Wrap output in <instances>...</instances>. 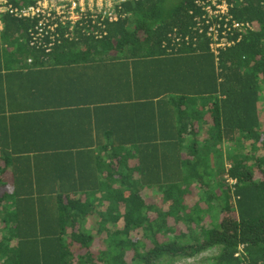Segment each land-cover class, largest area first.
Listing matches in <instances>:
<instances>
[{
  "label": "trees",
  "instance_id": "obj_1",
  "mask_svg": "<svg viewBox=\"0 0 264 264\" xmlns=\"http://www.w3.org/2000/svg\"><path fill=\"white\" fill-rule=\"evenodd\" d=\"M191 6L129 2L83 50L24 51L124 61L127 95L93 112L89 143L67 146L61 130L46 161L21 163L17 188L0 195V264H177L211 249L196 264L264 262V0L236 3L233 15L254 31L217 56L205 40L167 53L174 29L186 35ZM9 21L28 46L29 24ZM42 165L53 173L46 188Z\"/></svg>",
  "mask_w": 264,
  "mask_h": 264
},
{
  "label": "crops",
  "instance_id": "obj_2",
  "mask_svg": "<svg viewBox=\"0 0 264 264\" xmlns=\"http://www.w3.org/2000/svg\"><path fill=\"white\" fill-rule=\"evenodd\" d=\"M8 16L12 17L0 10V195L11 194L17 188L18 174L24 169L22 162L42 163L47 155L44 147L64 143L62 136H58L61 141L55 139L61 130L71 135L65 142L67 146L89 143L85 133L96 119L93 112L127 95L124 61L103 55L24 56L30 47L24 42L23 26L11 25ZM71 44L79 50L85 48L81 41ZM97 119L100 121L99 116ZM95 136L99 138L98 132ZM197 140L202 143V136ZM48 169L46 165L38 166L39 187L46 188L53 175ZM66 187L77 185L72 182ZM25 188L27 192L38 191L31 189L36 186Z\"/></svg>",
  "mask_w": 264,
  "mask_h": 264
},
{
  "label": "built area",
  "instance_id": "obj_3",
  "mask_svg": "<svg viewBox=\"0 0 264 264\" xmlns=\"http://www.w3.org/2000/svg\"><path fill=\"white\" fill-rule=\"evenodd\" d=\"M139 0H0V10L29 22L28 46L48 55L63 43L84 39L101 40L108 25L124 19L123 5ZM244 0H192L188 15L191 22L186 35L174 29L170 42L162 48L167 53L182 47L197 48L205 40L209 50L220 51L238 44L254 27L233 15L236 3ZM170 43V46H169ZM258 264H264L259 262Z\"/></svg>",
  "mask_w": 264,
  "mask_h": 264
},
{
  "label": "rangeland",
  "instance_id": "obj_4",
  "mask_svg": "<svg viewBox=\"0 0 264 264\" xmlns=\"http://www.w3.org/2000/svg\"><path fill=\"white\" fill-rule=\"evenodd\" d=\"M170 2L173 3L174 0H170ZM260 154H262V152H260ZM257 175H258V174H257ZM257 177H258V178H261L262 176H257ZM159 198H160V197H157L156 199L154 198V202H157V203H159V205H160V204H162L161 201H157ZM197 198H198V196L192 197L191 200L189 201V203L192 205L193 203L196 202ZM212 212H213L214 223L219 222L220 219H221V217H222L223 215L218 216V215L216 214V211H215V210H213ZM207 221H208V220H207ZM179 227H180V228H183L182 226H179ZM100 249H101V247H100L99 245H98L96 248H94V250H96V251H99ZM215 254H216V251H215L214 249H211V250H209V251H207V252L201 254L200 256H198V257H197L196 259H194V260L179 261L177 264H186V263H188V264H196V263H198L201 259L209 258V257H211V256H213V255H215Z\"/></svg>",
  "mask_w": 264,
  "mask_h": 264
}]
</instances>
